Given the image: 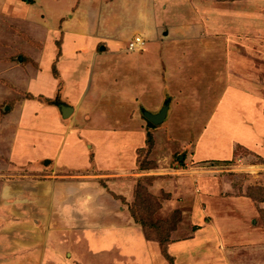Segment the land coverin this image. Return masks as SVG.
I'll return each mask as SVG.
<instances>
[{"label": "rangeland", "instance_id": "1", "mask_svg": "<svg viewBox=\"0 0 264 264\" xmlns=\"http://www.w3.org/2000/svg\"><path fill=\"white\" fill-rule=\"evenodd\" d=\"M124 1H98L102 23L87 21V37L70 23L77 33L63 51L54 40L57 19L68 15L62 0L54 10L30 6V24H17L19 14L5 20L13 32H0V125H9L0 166L10 162L14 132L29 130L13 149L21 167L5 179L42 186L34 210L25 207L29 214L21 215L29 203L18 199L28 197V188L13 194L12 187L0 207V264H264V0H245L246 6L214 0L224 22L201 26L192 19L193 0ZM40 15L53 19L51 31ZM136 36L144 45L131 51ZM91 40L114 48L82 59L75 51ZM61 63L74 67L69 77ZM84 71L89 81L79 89ZM60 74L64 81L56 79ZM62 81L63 100L76 107L67 119L56 117L52 105ZM31 97L43 106L22 110ZM168 97V118L151 128L142 109L158 113ZM93 168L102 174L96 183L69 177ZM53 180L80 192L73 210L80 198L86 204L75 223L83 230L67 244L53 239L50 220L59 219L49 215ZM138 188L151 198L136 199ZM133 204L143 206L144 220L168 228L165 252L158 234L148 239L133 220Z\"/></svg>", "mask_w": 264, "mask_h": 264}, {"label": "crops", "instance_id": "2", "mask_svg": "<svg viewBox=\"0 0 264 264\" xmlns=\"http://www.w3.org/2000/svg\"><path fill=\"white\" fill-rule=\"evenodd\" d=\"M59 1L60 0H29V1L16 0L15 1V5L9 6L7 4L8 2L5 3L4 6L1 5L0 6V13L3 15V16H1V19H3L4 22H0V32L1 31L13 32L11 30V28H10L11 25H10V27H9V25H7L8 23L5 25V20H7L8 18H10L8 21L15 20V19H17L15 17L17 14H19L20 18H21V20L20 19H17L18 21L15 20V22H17V24H22V23L30 24L29 22H32V18L31 17L29 18V16H30V6L41 5V7L43 8L42 4H47L48 7L50 8V10H54L53 8H57V5H59ZM98 1H100V0H62L63 7H66V13L68 15L66 17H59L57 19L58 20V26H57L56 29L58 30V32H57V38L54 39L57 43L59 42L62 51L65 49L64 46L68 43V40L71 38L70 34L72 33V31L77 33L74 30L76 25H78V27L82 28L81 34L82 35L84 34V37H87V32H85V29H83V28L86 27V22L87 21H90V24H92V22H95V25L97 26V28H99V26L97 25V18L99 19L98 22L102 23V15H97L101 11L100 7L97 6ZM186 1H189V0H186ZM108 2H110V1H108ZM126 2L129 3V2H131V0H129V1L125 0L124 3H126ZM193 2H194V5L193 6L190 5L191 7L194 8V11H195L194 13L192 12V19L194 21L199 22L200 26L204 25V24L205 25H207V24H218V25H220V24H222L224 22L223 20H221L222 18H224V16L220 17L221 16L219 14L220 11L215 10V8H213L214 7V0H210V1H208V0H193ZM236 2H238L237 3L238 6H246L245 4L247 3L245 0L236 1ZM254 2H256V1H254ZM255 4L258 5L257 2ZM38 7H40V6H38ZM165 7H167V5ZM191 10H193V9L191 8ZM81 14H83V15H81ZM8 15L10 17H8ZM52 15H54V14L52 13ZM40 17H41V20H39L37 18H36V20H39V21H41L43 23L42 25H43L44 28H46L45 29L46 32L48 30L51 31V28L49 27L48 23L50 22L49 20H51V22H53V19H51L49 16L47 18L44 15H40ZM55 17H57V15ZM237 18H239V17H237ZM65 20H68L69 22L65 23ZM70 23L71 24H75V26H73L72 29H71V26H69ZM3 24H4V26H2ZM15 30L16 31H21L20 26L18 25L17 28L15 27ZM254 30H255V32L259 31V28H254ZM87 31H89V30H87ZM168 35H169V33H165V36H168ZM139 37H141V36H139ZM102 42L101 41H95V43H93V41L91 40L90 43L86 44V45H88V46H85L87 48H83V47L82 48H77L75 53L77 55H80L82 57V59H83V57H86V58L90 59V61H91L93 55L95 56V54L97 53L98 48H99L100 51H104V52H106V50L109 49L110 47L114 48V43H109L108 40H107V44L106 43L103 44ZM2 45H3L2 48H5L7 46V43H4ZM19 50H21L20 47H18V49H16V51H19ZM84 50H86V52H87L86 55H85V53H84V55L81 54V51H84ZM104 52H102V53H104ZM58 57L61 58L62 56L59 55ZM21 60H22V57L20 58V61ZM62 63H63V60H62ZM62 63H61V65L63 67L62 66L59 67L60 72H61V70L63 72V68H64L65 71L69 70L66 73V74H68V77H69V72L71 71L70 68H74V67L73 66H69L68 67L67 64H62ZM7 69H10V67H8ZM87 72L84 71L83 75L81 74V82L76 86V87H79V89L80 88H82V89L85 88L86 87V82L89 81V79H88V77L86 75ZM56 79L63 80L62 74L58 75V77ZM63 81L60 82L59 88L58 87L55 88L54 94H53V95H55V92L57 91L56 90L57 88H58V90L61 89V91L58 92L57 96L60 95L62 100H63V98H65V95L68 94V90L66 89L65 82H63ZM76 92H78V91H76ZM37 95H42V94L41 93H37ZM4 98L7 99L5 95H4ZM31 98H28V100L22 101V104H21V105H23L22 106L23 107L22 110L26 109L27 104H30L32 106V105H34V103H37L38 106H40V107L43 106V104H41L40 102H37V101L35 102L33 100V98L32 99ZM2 99H3V97H2ZM64 102H66V101H64ZM171 102H172V100H171ZM71 106L74 107V112H73V114H74L75 111H76V107L73 106V105H71ZM53 107L55 108V110L57 112V113L55 112L56 114L54 113L55 116L56 117L57 116H61L62 117L59 109L57 107H55V106H53ZM35 108H38V107H35ZM6 110L9 111V107H7ZM8 115H7L8 117H6V119L3 121V122L6 123L5 125H7V123L9 122L8 119H10V116H11L10 114H8ZM62 119H64V118L62 117ZM57 120L59 121L60 118H57ZM7 126L9 127V125H7ZM7 126H4V125L1 126L0 125V160L2 159V156H4V157L6 156L7 151H8L7 148L5 149V147H8L7 143H2L3 141H5V139H3V138L5 137V133L7 131V129H6ZM22 130L25 131V129H22ZM22 130L19 129L18 131L14 132L15 139L12 142L13 143V148L12 149L10 148L9 157H8V161H10V162H8V164H7V163H5V160H4L3 161L4 163H3L2 167L0 166V207L2 206L4 209L6 208V205H7L6 202L8 200H10V197L8 196V194H10L9 192H12V187L15 188V191L13 192V194H18L20 192H21L20 194H23V192L25 190L21 191V189H24V188L30 189L29 190L30 192L28 193V197H26V198L25 197L18 198L21 201H27L30 204V205L27 204L26 206L23 205L24 207L22 208V210L25 207H27V210L29 208H31V207L34 210L35 207L33 205H31V204H33V203L36 204V202L40 200L39 199L40 195H39L38 191H39V187L42 186V183H39L38 181H34V180H31V179H25V180H21V179L20 180H6L5 179V178H7V175H6L7 172L13 173L15 175V174H17V172H14L13 170L15 168H20L21 167L20 165L22 163L21 162L18 163L17 159L14 160L13 149L15 150L17 139H18V137L21 136L20 133L22 132ZM28 131L29 130H27L26 133L22 132V133H24V137H25L26 134H28ZM37 131H38V129H37ZM35 132H36V130H35ZM249 134L251 135L250 132H249ZM81 144L84 145L83 142ZM85 147H86V145H85ZM91 147H92V151H93L94 150V146L91 145ZM5 150H6V154H4ZM232 150H233V148L231 149V151ZM90 152L91 151H89V154L87 155V157L89 158V162L91 164V162L94 159L91 158L93 152H91V153ZM11 168H13V170ZM89 172L90 173L84 172V173L74 174V175H71L69 177L77 178L78 180H83V181H86V182L95 181V183H96V181L98 182V180H100L99 179L100 177H102V174H99L95 168H93L91 171L89 170ZM55 174H57V171H55ZM34 175H32V174L23 175V176L22 175H18V177H22V178H31L32 177L33 178ZM55 177H58V176L55 175ZM65 181L66 180H60V181L59 180H53L52 182L49 183V184L54 183L53 184V188H52L53 191L51 192V196H52L53 199H52L51 209L49 211V215H53V216L59 217V219H58L59 222H58V220L55 221L56 219H51L50 220L51 223H53V225H52L53 226V230H54L53 239H54V241L56 240V242H58V241L61 242L62 239L63 240L65 239L64 243L66 242V240L69 239V237H71V234H72L73 241H74V238L77 239L72 232H75V231H78V230L81 231V230H83V228H81L80 225L77 226L75 224L76 220L79 223H81L82 214L86 213V204L81 202L84 197L80 198L79 201L76 203V207L77 208H75L74 210H77L78 212H76V211H74L72 209V200H75L76 197L78 198V194L80 192L79 191L77 192V190L76 191H72V189H71L72 187L67 186L66 183H63ZM48 187H50V186L48 185ZM25 194H27V193H25ZM95 194H99V193L97 192ZM12 197L13 196H11V198ZM85 199L86 200L90 199L91 201L93 200V199H91L90 196H87V195H86ZM68 204H70V207H67ZM28 212L26 211V208H25L21 215L29 214ZM60 215H61V217H60ZM70 215H74V217L76 216V218H74V220L71 221L70 220ZM85 216H83V217H85ZM75 226H76V229L73 230V227H75ZM27 230H31L32 231V228H28ZM84 238H86V237L84 236ZM65 244H67V243H65ZM64 246L65 245H63V247Z\"/></svg>", "mask_w": 264, "mask_h": 264}, {"label": "trees", "instance_id": "3", "mask_svg": "<svg viewBox=\"0 0 264 264\" xmlns=\"http://www.w3.org/2000/svg\"><path fill=\"white\" fill-rule=\"evenodd\" d=\"M149 126L151 128H154V126L149 123ZM147 145L149 146V148L151 149L152 148V135L151 133L148 134V139H147ZM143 151V150H142ZM144 164H148V163H143L141 164L140 166V170H146L147 167L144 166ZM149 166V165H148ZM141 188L137 189L136 190V196L135 198L137 199H143L144 201L145 200H149L151 197L149 196V194L143 189L142 191H140ZM140 191V192H139ZM141 202V201H140ZM143 207V206H142ZM141 205L139 206H136L135 204H133V206L130 208V214H131V217L133 218V220L141 225V227L143 228L144 232H145V235L146 237L149 239L152 235L154 234H158L157 235V239L160 243V245L162 246L164 252H165V249H166V246L167 244H169L170 242V235H169V230L167 227H164V226H160L158 223L150 220V221H146L143 219L142 215H141Z\"/></svg>", "mask_w": 264, "mask_h": 264}, {"label": "water", "instance_id": "4", "mask_svg": "<svg viewBox=\"0 0 264 264\" xmlns=\"http://www.w3.org/2000/svg\"><path fill=\"white\" fill-rule=\"evenodd\" d=\"M29 1V0H26ZM55 107H57L64 119H67L68 117H71V115L74 112V107L69 105L68 103L62 101L60 95L57 97V99L52 103ZM171 106V98L168 97V99L165 101L162 109L158 113H152L148 110L142 109V115L153 125L158 126L163 124L166 119L168 118V113Z\"/></svg>", "mask_w": 264, "mask_h": 264}, {"label": "built area", "instance_id": "5", "mask_svg": "<svg viewBox=\"0 0 264 264\" xmlns=\"http://www.w3.org/2000/svg\"><path fill=\"white\" fill-rule=\"evenodd\" d=\"M144 45V39L142 37L136 36L134 37V39L132 40L129 49L131 51L133 50H139L143 47Z\"/></svg>", "mask_w": 264, "mask_h": 264}]
</instances>
